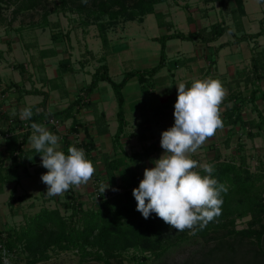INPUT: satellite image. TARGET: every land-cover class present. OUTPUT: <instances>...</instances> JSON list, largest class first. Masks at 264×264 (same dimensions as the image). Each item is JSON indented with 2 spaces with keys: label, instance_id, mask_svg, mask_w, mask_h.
<instances>
[{
  "label": "trees",
  "instance_id": "16d2710c",
  "mask_svg": "<svg viewBox=\"0 0 264 264\" xmlns=\"http://www.w3.org/2000/svg\"><path fill=\"white\" fill-rule=\"evenodd\" d=\"M41 1L9 0L8 2L15 3V12L19 13L23 10L34 9ZM91 1L95 8L89 12L90 14L86 12V17L90 16L91 13L97 16L107 15L108 24L112 25L119 20L138 19L143 21L148 14L154 13L158 18L159 27H166L168 31H172V23L165 19L164 12L156 10V4L168 0ZM238 1L242 6V12H244L243 0ZM80 2L82 0H60V8L73 11L72 4L74 6L78 4L76 10L82 14L84 11L81 10L82 4ZM189 20L193 21L191 16H189ZM100 21L97 22V25L101 29L102 41L107 51L102 56V59L105 60L109 41L106 29L103 27L105 24ZM84 24L88 25L89 20H86ZM261 24V30L258 32H243L239 36L234 34L230 25L221 23H214L209 27H202L188 33L174 31L170 34L165 33L156 36L154 39L161 44L159 63L149 69L127 71L121 81L112 79L106 62L101 64L93 74L92 82L87 91L94 89L101 80L110 82L114 88L119 103L117 114L119 125L113 139L115 147L120 145L126 125L123 89L133 76L138 77L143 92L154 87L153 76L168 61L166 55L168 40L176 38L208 43L216 41L225 33L230 32L235 35L233 41L242 42L264 34L263 20ZM57 39L62 40L63 37L59 36ZM48 51V49H44L40 50V53L45 56ZM69 61L67 59L61 60L63 72L67 71L65 64ZM21 67L24 72L25 67L22 64ZM25 92L43 94L45 98L40 103L30 105L33 106L34 113L31 119L19 120L18 128L24 127V122H26V131L15 132L16 127L10 126L0 132V137L7 132H13V134L5 137V147L0 149V192L3 191L6 183L20 181V168H23L26 175H30L29 167L41 162L40 154L35 153L33 147H27L29 137L32 135V122L44 124L50 117L61 115L63 120L72 118L69 128L71 133L77 132L83 125L75 113V107L83 101V96L74 100L65 109L53 113L48 112L45 108L46 92L38 89L25 90ZM257 93L258 90L253 91L252 101L257 99ZM238 99V102H234L232 106L228 107L222 116L224 126L230 125V131L234 132L235 126L239 125L243 132L247 131L250 138L264 136L263 112H258L259 120H245L242 112L243 101ZM41 106L44 109L37 114L36 110ZM50 127L54 129L53 126ZM232 135L226 139L227 146H229ZM85 139V142L82 141L76 145L68 141L66 149L70 145L83 148L86 151L94 149V137L87 130ZM64 152L67 154V150ZM145 156H149L147 150L131 156L125 154L122 157L107 158L105 162L107 176L105 179L110 187L102 194L99 191V185L104 181L97 177L96 179L100 183L91 193L92 203L90 206L87 207L84 201L73 192L69 194L71 189L66 193L68 197L64 203L65 209L70 210V213H63L59 207L44 206L32 215L25 214V223L20 227L12 226L6 230H0V264H7V259L9 262H13L14 258L19 257L20 251L26 254L27 264H36L41 260L49 259L51 250H74L82 255L83 260L93 259L105 264H114L113 259H121L125 253L129 252L130 258L136 262L134 264H145L151 257L160 258L174 246L198 236L204 238L206 243H210L209 247L202 252L200 259L188 258L182 264H264V161L256 170H252L247 164V156L245 155L231 154L223 159L219 151L215 153L211 161L215 168L212 176L219 183L225 184L228 191L226 194H222L221 214L202 230H197L195 235H191L189 230L181 232L170 228L155 213L145 219L137 211V201L133 196V189L139 186L143 177L138 174L137 169L130 168L129 161L139 164ZM45 169L41 166L37 168V172ZM198 170L201 171L202 175L205 174L202 169ZM29 196L30 194L27 193L15 197L13 191L11 195L12 207L16 204V200L22 201ZM246 217H249L247 226L237 228V221ZM161 264L165 263L162 262Z\"/></svg>",
  "mask_w": 264,
  "mask_h": 264
},
{
  "label": "crops",
  "instance_id": "0c3cea01",
  "mask_svg": "<svg viewBox=\"0 0 264 264\" xmlns=\"http://www.w3.org/2000/svg\"><path fill=\"white\" fill-rule=\"evenodd\" d=\"M120 23L123 22L119 20L111 26L113 27L115 24L117 26ZM246 27L244 28L243 25H241L240 31H238L241 32V34L243 32L255 33L259 31H245ZM105 29L107 34L108 27ZM233 32L239 36L234 29ZM165 33H168V30L164 31L162 34ZM225 34L234 35L230 32ZM224 35L218 40L208 43L194 40L192 42H194L195 45L192 49L182 46L172 49L170 43L173 39L168 40L166 55H169H167V60H169L155 76H153L152 80L154 82V87L147 92L141 90V84L137 76H133L129 79L123 89L126 125L124 127V133L121 136L120 145L117 148L113 140L119 125L117 115L119 103L117 96L110 82L106 80L99 81L94 89L87 91L88 86L92 82L93 74L101 64L106 62L112 79L121 81L127 71L154 67L160 61L159 56L151 55L149 59L141 57L139 62L131 56L129 60H133L136 67L133 69L124 68L123 63L126 57L125 49H128L130 45L125 46L126 43L123 42L122 38L126 36L121 33L117 34V37H111L107 34L109 46L107 48L108 53H106L105 60L102 59V56L107 51L102 39L98 42L100 43L98 46V48L100 47V51H98V53L89 47V42L86 43L87 51H85V53L81 51L83 56L82 59L77 58V53H74L73 47L71 46H69L68 53L63 52L65 50L58 47H40V50L48 49L49 51L45 56L39 53L38 58L36 54H33L31 63L34 65V69L29 71L28 67L25 68L23 75L27 74L26 76H0V108H4L0 114V118H5V121L1 123L2 127L0 132L8 128L9 120L12 119L16 123V130L19 129V120H24L21 116V109L26 106L40 103L45 98L43 94L26 93L25 90L38 89L46 92L45 108L48 112L61 111L74 100L83 96V101L75 107V113L79 122L83 124L79 129L83 141L85 142L86 140V130L94 137L95 148L87 150L85 155L95 166L96 171L93 176L95 180H97V177L99 179L106 178L105 162L107 158L122 157L125 154L131 156L135 153L147 150L149 156H145L139 164H136L134 161H129L130 168L137 169L138 174L143 177V170L148 168L149 165L154 167V160L158 159L164 151L160 144L161 133L174 124V104L178 95L177 84L179 82H185L187 86H190L193 79H203L207 77L219 79L227 89V96L221 105L222 116H224L228 107L232 106L234 102H238V98L248 100L242 107L245 120H259V111L264 114V40L259 41L261 37L259 36L242 42H235L233 41L234 39L230 40L226 38L221 41ZM156 36L152 35L153 38ZM118 39L121 40L117 41ZM62 40L60 39L58 42L62 44ZM218 41L220 42L217 43ZM114 42L120 43L121 45H116ZM231 43L236 47L231 52L234 54L238 53L239 56H237V59L235 58L234 61L231 59L227 60L225 64H222V67L220 60H226L227 57H224L221 51L230 47ZM117 47H123L121 48V54L117 53ZM159 48H161V44ZM151 57L153 58L151 59ZM63 59H67V61L70 60L65 64L67 68L65 72L61 69V60ZM90 60L94 62V65H89ZM172 61L176 63L175 68L170 64ZM241 70H246L247 73L245 75H240L239 73ZM56 78L62 80V83L54 82ZM9 84L11 87H6ZM246 84H248V90H243L247 86ZM3 87L9 88L10 90L3 92ZM240 88L244 92L241 91ZM254 90H258L257 99L252 101V93ZM32 95L39 97V99L27 102L26 98ZM53 102L60 106L59 110L53 111ZM247 104L251 106L247 108ZM8 108L13 110L16 114L9 116L7 114ZM38 109L42 111L44 107L41 106ZM7 115L9 117H7ZM62 122L63 125L59 130L53 129L50 126L45 127L60 137L59 149L66 151V143L68 141H71V143L75 145L79 143L69 130L72 118L65 119ZM154 123L157 125L154 126ZM156 128L157 130L154 133ZM230 128L231 126L228 125L224 126L222 129H226L225 131L229 134V132H231ZM239 128L240 126L236 125L234 132ZM222 129H218L217 131ZM3 135L0 137V149L5 147V137H3ZM234 136L235 134L232 135V138ZM215 137L214 135L210 138L212 139V141H209L210 144L215 143L213 142L215 141ZM140 145L142 149L134 150L135 147L139 149L138 147ZM27 147L32 148L29 141ZM128 147H131L133 151H128ZM36 164L35 173L37 172V168L42 166L41 162Z\"/></svg>",
  "mask_w": 264,
  "mask_h": 264
},
{
  "label": "rangeland",
  "instance_id": "374dc122",
  "mask_svg": "<svg viewBox=\"0 0 264 264\" xmlns=\"http://www.w3.org/2000/svg\"><path fill=\"white\" fill-rule=\"evenodd\" d=\"M8 1H0V76H26L27 74L23 75L24 72L22 71L21 64L25 68L28 67L29 71H32L34 69V65L31 63L32 56L36 54L37 58L39 57L40 47H58L64 49L65 51L63 52L68 53L69 46H71L74 53H77V58L82 59L81 51L84 53L87 51L85 44L89 42V47L98 53L100 51V47L98 48L100 43L98 42L102 39L101 29L97 25L99 20L105 24L103 27H108V36L117 37L119 33L126 36L122 38L123 42L126 43L125 46L130 45V47L125 49L126 57L123 67L133 69L136 67V64L133 60H129L131 56L138 62L141 60V57L149 59L151 55H158L160 58V43L152 35H161L164 31L168 30L166 27L163 29L159 27L158 18L154 13L148 14L143 21H139L138 19L134 21L120 20L123 23L117 26L115 24L113 27L108 24L107 15L97 16L91 13L90 16L86 17V12H92L91 10L95 8L91 0L87 1V3L80 2L82 4L81 10L84 11L82 14L76 10L78 9V4L77 6L72 4L73 11L61 9L60 0H42L34 9L23 10L17 13L15 12L16 4ZM243 7L244 12H242V6L238 0H224L223 2L221 0H168L156 4V10L164 12L165 19L172 23V31H168L167 34L174 31L188 33L195 29L209 27L214 23L230 25L239 35H241V32H239L241 25L244 28L247 26L245 31L255 32L261 30L262 20L264 23V0H243ZM189 16L192 17L193 21L189 20ZM84 20H89V24L84 25ZM59 36L63 37L62 44L58 42L57 38ZM234 36L225 34L221 38V41L225 38L233 40ZM120 40L118 39L117 41ZM262 40H264V34L261 35L259 41ZM114 43L121 45L120 43ZM170 44L172 49L180 46L192 49L195 45L192 41L176 38ZM233 45L231 43L230 47L221 51L222 55L227 57L226 60H220L222 67V64H225L227 60L231 59L234 61L239 56L238 53L234 54L231 52L236 48ZM121 48L123 47L116 48L118 54H121ZM170 64L175 68V61L170 62ZM89 65H94V62L90 60ZM246 73V70H241L239 74L245 75ZM54 82L62 83V80L56 78ZM9 85L6 87H11ZM246 85L245 88L243 87V90H248V84ZM6 87H3V92L10 90ZM243 90L241 89V91ZM38 99L39 97L32 95L31 97H27L26 101L30 102ZM242 101L243 105H245L248 100H244L243 98ZM248 106L250 107L251 105L247 104V108ZM59 107L57 103H52L53 111L59 110ZM3 109V107L0 108V114ZM7 114L12 116V114L16 113L8 108ZM8 115L7 117H9ZM52 117L63 121L61 115ZM3 121H5V118H0V129ZM62 125L63 122L60 126ZM156 125L154 123V126ZM156 130L157 128L154 130V133ZM225 130L216 131L215 141H213L215 143L210 144L209 141H212V139L209 138L197 153L192 155V158H196L201 164H211L215 153L219 151L223 159L231 154L247 156V164L252 170H256L261 166V162L264 161V136L250 138L247 131L243 132L240 128L235 132H229V134ZM231 134H235V136L230 140L229 146H227L226 139ZM138 148L135 147L134 150H140L142 146L140 145ZM128 151L132 152L133 150H131V147H128ZM36 165L34 164L29 167L31 175H26L23 168H20V181L6 183L3 191L0 192V230H6L12 226L20 227L25 223V214L32 215L44 206L51 208L59 207L63 213H70V210H66L64 207V203L68 197L66 193L63 196L51 197L45 194L47 186L42 182L41 175L47 170L35 173ZM151 167L152 165H149L148 168ZM102 180H104V183H107V181L105 182L106 179L101 178ZM98 183L100 181L92 177L88 184L82 185L79 188H73L72 191H69V194L73 192L88 207L92 203L91 193L95 190ZM13 191L15 197L27 193L30 196L22 201L16 200V204L12 207L11 195ZM248 219L249 217L238 220L237 228L246 227ZM209 244L202 237H192L174 246L160 258L151 257L145 264H161L162 262L165 264H182L188 258L193 257H196V260H198L202 257V252L209 247ZM50 252L51 257L49 259L41 260L36 264H105L93 259L83 260L82 255L74 250H51ZM18 255L19 257L14 258L13 262H9L7 259L6 263L27 264L26 254L20 251ZM113 263L134 264L136 262L130 258V253L127 252L121 259H113Z\"/></svg>",
  "mask_w": 264,
  "mask_h": 264
},
{
  "label": "clouds",
  "instance_id": "9594fccd",
  "mask_svg": "<svg viewBox=\"0 0 264 264\" xmlns=\"http://www.w3.org/2000/svg\"><path fill=\"white\" fill-rule=\"evenodd\" d=\"M87 3V0H82ZM174 124L162 131L160 144L164 150L145 168L139 186L133 189L136 209L147 219L152 213L176 231L189 230L195 235L221 214L223 195L228 188L212 176L214 165L201 164L192 155L222 129L221 105L227 89L216 78L193 79L190 86L177 84ZM39 114V109L36 110ZM33 106L21 109L25 120L33 116ZM29 142L41 156L47 169L41 175L47 186L46 195L63 196L73 188L86 185L95 174V166L82 148L70 145L67 154L59 149L60 137L43 124L31 123ZM198 169H202L203 173ZM110 187L101 182L103 194ZM115 190V189H113Z\"/></svg>",
  "mask_w": 264,
  "mask_h": 264
},
{
  "label": "built area",
  "instance_id": "2783aa9c",
  "mask_svg": "<svg viewBox=\"0 0 264 264\" xmlns=\"http://www.w3.org/2000/svg\"><path fill=\"white\" fill-rule=\"evenodd\" d=\"M61 123H62V121L60 119H58L56 117H51L48 121L44 122L43 125L44 126H53L55 129L59 130L60 127H61L60 126ZM11 125L16 126V123L14 122L13 119L12 120H9V126H8V128ZM26 129H27V124H26V122H24V127H20L15 132H23V131H26ZM11 134H13V132H7L3 137H7V136H9ZM73 135L77 139L78 143H81L83 141V137H82V134H81L80 130H78L77 132H74ZM84 152L86 153V150H84Z\"/></svg>",
  "mask_w": 264,
  "mask_h": 264
}]
</instances>
